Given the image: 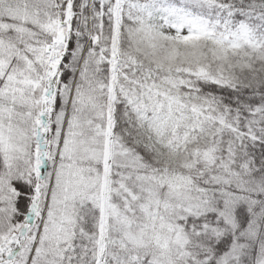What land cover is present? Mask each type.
I'll return each instance as SVG.
<instances>
[{"label":"snow or ice","instance_id":"obj_1","mask_svg":"<svg viewBox=\"0 0 264 264\" xmlns=\"http://www.w3.org/2000/svg\"><path fill=\"white\" fill-rule=\"evenodd\" d=\"M0 264H264V0H0Z\"/></svg>","mask_w":264,"mask_h":264}]
</instances>
